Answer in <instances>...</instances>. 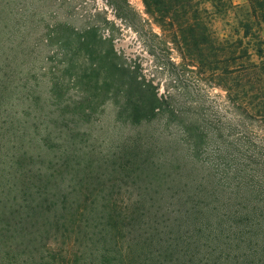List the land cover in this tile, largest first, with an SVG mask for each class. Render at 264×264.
I'll use <instances>...</instances> for the list:
<instances>
[{"label": "trees", "instance_id": "16d2710c", "mask_svg": "<svg viewBox=\"0 0 264 264\" xmlns=\"http://www.w3.org/2000/svg\"><path fill=\"white\" fill-rule=\"evenodd\" d=\"M27 1L0 0V264H264V0H142L152 78L89 27L69 104L59 80L39 90ZM104 1L146 42L129 0ZM188 75L233 118L186 102ZM99 79L112 128L95 123Z\"/></svg>", "mask_w": 264, "mask_h": 264}, {"label": "rangeland", "instance_id": "374dc122", "mask_svg": "<svg viewBox=\"0 0 264 264\" xmlns=\"http://www.w3.org/2000/svg\"><path fill=\"white\" fill-rule=\"evenodd\" d=\"M27 2L31 6L24 8L25 5H22L19 10H28L34 16L35 24L29 29L25 45L35 49V74H37L36 82L40 85L39 90L44 92L45 89H48L49 83H56L59 80L64 87L61 100L67 104L73 100H78L82 93L80 91L85 90V88L82 87L79 91L78 87H75L71 82L72 78L75 77L73 75H75L76 70L66 74H62V72L68 64L78 65L85 62V53L77 52V48H81L78 38L83 36L91 26H96L97 34L95 35L97 38L111 41L119 57L115 59L116 62L125 66L140 68V72L145 77H153L152 74L156 71V59L150 53V45L152 46L154 43L149 35L150 30L146 26V22L150 19L145 14L142 0H129V2L145 20L136 22L133 19L132 22L142 31L143 36L146 37V42H143V39L129 24L116 18L115 13L104 0H28ZM234 2L237 5L247 3L245 0H234ZM106 18L113 24L107 25L105 23ZM151 26L155 34L161 35V30L157 25L152 22ZM95 44L98 46L96 47L97 50L99 48L107 50L109 47L108 43L99 44L97 42ZM152 50H156L158 56L163 57V52H160L159 49L152 47ZM64 51H69L72 54L67 60L63 56ZM172 57L178 61L174 53ZM87 68L88 64L83 66V69ZM101 80L103 79L98 80L97 87H90L87 90L95 99L96 125L112 128L115 124H111L110 120L115 108L119 105V99L116 97V91L111 89L109 85L103 88L105 92L100 95L102 89L97 90V88L101 85ZM184 81L192 93L191 96L186 97V102L195 104L197 99L201 98L205 103L203 111L206 112L211 107L220 114L233 118L224 92L207 88L195 77L189 75ZM156 83H159L160 93H164V86L170 84L160 74L156 78ZM101 87L103 86L101 85ZM191 110L194 111V107L189 108V111ZM261 137L264 138V136Z\"/></svg>", "mask_w": 264, "mask_h": 264}, {"label": "crops", "instance_id": "0c3cea01", "mask_svg": "<svg viewBox=\"0 0 264 264\" xmlns=\"http://www.w3.org/2000/svg\"><path fill=\"white\" fill-rule=\"evenodd\" d=\"M248 0H245V2H247Z\"/></svg>", "mask_w": 264, "mask_h": 264}]
</instances>
